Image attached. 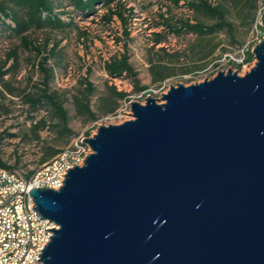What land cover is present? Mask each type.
Wrapping results in <instances>:
<instances>
[{
    "label": "water",
    "instance_id": "1",
    "mask_svg": "<svg viewBox=\"0 0 264 264\" xmlns=\"http://www.w3.org/2000/svg\"><path fill=\"white\" fill-rule=\"evenodd\" d=\"M264 29V12L260 16ZM227 70L82 139L58 190L28 191L57 226L40 264H264V40Z\"/></svg>",
    "mask_w": 264,
    "mask_h": 264
},
{
    "label": "rangeland",
    "instance_id": "2",
    "mask_svg": "<svg viewBox=\"0 0 264 264\" xmlns=\"http://www.w3.org/2000/svg\"><path fill=\"white\" fill-rule=\"evenodd\" d=\"M191 1L200 0H179L177 5L172 0H117L125 18L123 23L115 15L110 22L105 20L110 9L119 10L118 4L109 7L96 4L85 14L71 0H52L53 12L68 25L60 30L30 31L24 35L27 45L0 25L1 161L20 176L40 168L39 149L30 139L28 128L32 121L41 118L46 119L47 127L39 132L40 140L58 145V149L66 147L51 127L55 120L49 117V107L33 110L24 100V95L38 94L42 89L41 68L52 71L47 93L58 94L67 113V127L72 133L68 144L76 137H92L100 126L130 120V102L143 104L149 96L159 103L158 99L166 94L169 86L198 84L213 78L217 71L226 73L228 69L240 77L249 72L255 65L254 58L247 65L239 66L230 57L236 59L242 52H251L254 45L264 40V34L256 28L260 26L264 0H257L256 10L247 24L242 23L229 0H207L212 7L223 9L224 21L231 32L225 27L203 37L183 31L175 34L172 29L180 28L184 22L212 26L219 21L210 14L188 10L186 4ZM155 39H159L158 44H154ZM55 44L57 49L50 54ZM212 48V54L203 59L202 55ZM11 53L14 58L9 57ZM122 56L127 57L138 85L145 87L143 91L134 92L130 79L112 78L107 74L105 64ZM156 57H162L174 69V74L159 84L151 82L149 71V59ZM88 84L92 87L90 108L98 118L94 122L77 116L73 106V97L85 92ZM112 87L127 95V101L116 100L118 117L105 116L100 110L103 99H115L110 91Z\"/></svg>",
    "mask_w": 264,
    "mask_h": 264
},
{
    "label": "trees",
    "instance_id": "3",
    "mask_svg": "<svg viewBox=\"0 0 264 264\" xmlns=\"http://www.w3.org/2000/svg\"><path fill=\"white\" fill-rule=\"evenodd\" d=\"M74 6L84 12L89 14L93 10L96 4L102 6H112L113 4H118L119 10L108 11L105 16V20L110 22L112 16H116L121 22L125 23V18L120 12L121 5L116 2L117 0H71ZM173 4L177 5L179 0H172ZM229 2L236 9L238 16L242 19L243 24L251 18L252 12L256 10L257 0H229ZM188 10L192 12H204L215 16L219 21L212 26L203 25L200 22H195L189 24L188 22L182 23L180 28H174L172 31L175 34L180 32L191 33L197 37H203L207 35H212L215 32H220L224 30L225 27L231 32V28L224 21V11L220 6L212 7L207 0H200L199 2L191 1L186 4ZM54 6L52 0H0V25H2L10 34L20 38L24 45H27V40L25 34L30 31H38L44 29H62L68 24H64L59 16L54 12ZM8 20L10 23H5ZM263 34L264 29L259 25H256ZM127 35V33H125ZM159 39H155L154 44H158ZM58 44H55L52 49L49 50L50 54H53L57 49ZM213 48L208 50L202 55L203 59H207L210 54H212ZM246 58L244 64H248L253 60V55L250 51H246ZM9 57L14 58V53H11ZM240 66V65H239ZM105 70L107 74L112 78L118 79H130L134 86V92H140L145 89V87L139 86L136 78V74L133 72L131 66L127 62V57L122 56L121 59H113L112 61L105 64ZM173 67L168 63H164L162 57H156L155 59H149V71L151 74V82L153 84H159L174 73ZM44 74V80L42 89L39 90L38 94L34 95H24V100L34 109L41 108L44 106L49 107V117L55 120V123L51 126L54 129L56 137L64 145L67 146L69 138L71 136V131L67 127V113L63 107V102L59 95L56 93H47V84L52 78V71L50 69L41 68ZM186 74L187 72H182ZM4 73H1L3 75ZM85 92H80L79 95L73 97V106L77 116L85 118L89 122L97 121V117L92 112L89 104V96L92 93V87L90 84L87 85ZM111 94L115 99H103V104L100 110L104 113L103 115L113 114L117 110V101L123 100L127 101V95L123 92H116L115 88H110ZM12 92V90H9ZM47 121L45 118H41L37 121H32L29 128L28 134H30V139L35 141L40 157L38 159V165H42L51 161L61 149H58V145H53L47 141H42L39 138V132L47 127ZM13 137V136H12ZM1 141V138H0ZM0 169L6 170L9 173H16L13 167L6 165L0 159ZM35 170L28 171L23 177L27 179L30 177ZM17 174V173H16Z\"/></svg>",
    "mask_w": 264,
    "mask_h": 264
},
{
    "label": "built area",
    "instance_id": "4",
    "mask_svg": "<svg viewBox=\"0 0 264 264\" xmlns=\"http://www.w3.org/2000/svg\"><path fill=\"white\" fill-rule=\"evenodd\" d=\"M246 55L242 52L236 59H230L239 65L244 64ZM130 110V107H129ZM114 117L119 116V111L113 113ZM82 137H77V142H71L48 162V165L38 168L34 173L25 179L16 173H9L0 169V190L5 192V200H11L14 204H22L21 216H16L18 221V236H16L15 251H10V256H1L0 264H40L38 255L49 242L53 235L50 229L56 230L57 226L50 223H41L36 219V212L30 211V206L23 203V198H15V189L34 188L58 190L64 181L67 172H61L62 163H69V169L80 167L83 163L75 159V152L79 151L80 144H83ZM75 165V166H74Z\"/></svg>",
    "mask_w": 264,
    "mask_h": 264
},
{
    "label": "bare ground",
    "instance_id": "5",
    "mask_svg": "<svg viewBox=\"0 0 264 264\" xmlns=\"http://www.w3.org/2000/svg\"><path fill=\"white\" fill-rule=\"evenodd\" d=\"M72 142H77V137ZM90 154L88 146L83 143L80 144L79 151L75 152V159L79 163H83L87 155ZM54 160V158L52 159ZM48 163L42 165L45 167ZM69 170V163H62L61 172ZM30 188L15 189V198H23V203L30 206L31 212H36V219H40L41 223H50L49 220L41 218L37 211H35L34 204L30 198L28 191ZM22 204H14L11 200H5V192L0 190V259L3 256H10V251H15L16 236H18V221L16 216H21Z\"/></svg>",
    "mask_w": 264,
    "mask_h": 264
}]
</instances>
